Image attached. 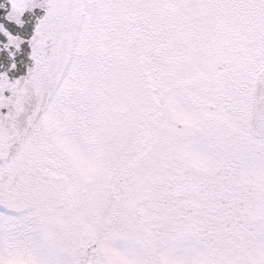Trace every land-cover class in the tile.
Wrapping results in <instances>:
<instances>
[{
	"label": "snow or ice",
	"instance_id": "snow-or-ice-1",
	"mask_svg": "<svg viewBox=\"0 0 264 264\" xmlns=\"http://www.w3.org/2000/svg\"><path fill=\"white\" fill-rule=\"evenodd\" d=\"M10 5L0 264H264V0Z\"/></svg>",
	"mask_w": 264,
	"mask_h": 264
},
{
	"label": "flooded vegetation",
	"instance_id": "flooded-vegetation-1",
	"mask_svg": "<svg viewBox=\"0 0 264 264\" xmlns=\"http://www.w3.org/2000/svg\"><path fill=\"white\" fill-rule=\"evenodd\" d=\"M10 8H11L10 0H0V22H5L6 26L10 27L14 31V33L20 32V34L22 35L29 34L32 27L34 26L36 17L43 14V10H40V9L26 11L24 16L22 17L26 22L25 26L23 29H18L14 25L8 24L5 21V17L8 11H10ZM22 49H23L22 52L19 53L17 56V60L22 62V66L19 72L14 71L10 73V76L13 78L17 75L23 74V72L26 70V68L23 66V61H26L27 54L29 53L30 49L26 45L22 46ZM0 70H3V69H0Z\"/></svg>",
	"mask_w": 264,
	"mask_h": 264
}]
</instances>
